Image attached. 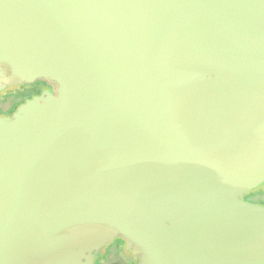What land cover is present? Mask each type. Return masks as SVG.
<instances>
[{
    "label": "water",
    "instance_id": "1",
    "mask_svg": "<svg viewBox=\"0 0 264 264\" xmlns=\"http://www.w3.org/2000/svg\"><path fill=\"white\" fill-rule=\"evenodd\" d=\"M0 264H264V0H0Z\"/></svg>",
    "mask_w": 264,
    "mask_h": 264
},
{
    "label": "flooded vegetation",
    "instance_id": "2",
    "mask_svg": "<svg viewBox=\"0 0 264 264\" xmlns=\"http://www.w3.org/2000/svg\"><path fill=\"white\" fill-rule=\"evenodd\" d=\"M13 87H19L20 92L16 94L14 92H11L10 89ZM45 90H49L52 93L56 94V90H57L56 83L48 79L40 78L32 82H22V83H17V84L6 85L3 89L0 90V115L3 117H11L13 113L15 112V110L17 109V107L20 104H22L26 99L32 98L35 95H40ZM252 190L253 189L246 192L243 198L246 201L256 203L254 200L245 198L247 197L248 193H250ZM112 242L113 243L117 242V247L120 245L125 246V240L121 237H116ZM127 252L132 253L131 249L128 250ZM98 256H99V252L96 254L94 264Z\"/></svg>",
    "mask_w": 264,
    "mask_h": 264
},
{
    "label": "rangeland",
    "instance_id": "3",
    "mask_svg": "<svg viewBox=\"0 0 264 264\" xmlns=\"http://www.w3.org/2000/svg\"><path fill=\"white\" fill-rule=\"evenodd\" d=\"M10 90L15 94L20 92L19 87H13ZM245 198L254 200L256 203L264 206V182L248 193ZM128 255L126 245L117 247V242H112L99 251L100 264H129L127 261Z\"/></svg>",
    "mask_w": 264,
    "mask_h": 264
},
{
    "label": "trees",
    "instance_id": "4",
    "mask_svg": "<svg viewBox=\"0 0 264 264\" xmlns=\"http://www.w3.org/2000/svg\"><path fill=\"white\" fill-rule=\"evenodd\" d=\"M129 255L127 257V261L129 264H139L138 263V256L133 255L131 252H128ZM95 264H100V257L98 256V258L96 259Z\"/></svg>",
    "mask_w": 264,
    "mask_h": 264
}]
</instances>
